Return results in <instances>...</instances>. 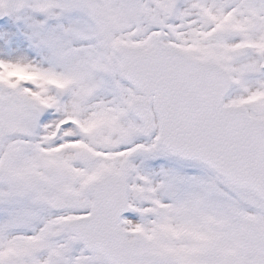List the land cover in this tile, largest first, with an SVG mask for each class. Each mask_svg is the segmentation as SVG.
Masks as SVG:
<instances>
[{"label":"snow or ice","instance_id":"snow-or-ice-1","mask_svg":"<svg viewBox=\"0 0 264 264\" xmlns=\"http://www.w3.org/2000/svg\"><path fill=\"white\" fill-rule=\"evenodd\" d=\"M0 264H264V0H0Z\"/></svg>","mask_w":264,"mask_h":264}]
</instances>
